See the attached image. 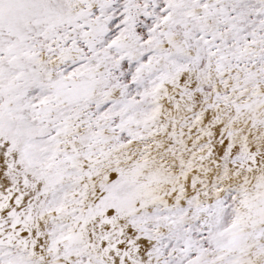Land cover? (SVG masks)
<instances>
[{
  "label": "snow or ice",
  "instance_id": "obj_1",
  "mask_svg": "<svg viewBox=\"0 0 264 264\" xmlns=\"http://www.w3.org/2000/svg\"><path fill=\"white\" fill-rule=\"evenodd\" d=\"M0 264H264V0H0Z\"/></svg>",
  "mask_w": 264,
  "mask_h": 264
}]
</instances>
